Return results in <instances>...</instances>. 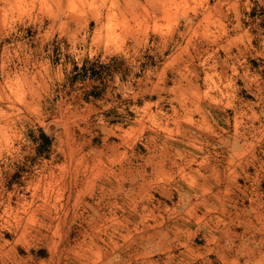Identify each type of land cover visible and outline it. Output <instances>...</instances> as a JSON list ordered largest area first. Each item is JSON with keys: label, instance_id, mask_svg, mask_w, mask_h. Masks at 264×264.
<instances>
[{"label": "rangeland", "instance_id": "1", "mask_svg": "<svg viewBox=\"0 0 264 264\" xmlns=\"http://www.w3.org/2000/svg\"><path fill=\"white\" fill-rule=\"evenodd\" d=\"M0 97V264H264V0H0Z\"/></svg>", "mask_w": 264, "mask_h": 264}, {"label": "trees", "instance_id": "2", "mask_svg": "<svg viewBox=\"0 0 264 264\" xmlns=\"http://www.w3.org/2000/svg\"><path fill=\"white\" fill-rule=\"evenodd\" d=\"M89 63V61H85V63L81 66V67H79V66H75V68H74V70H80L81 71V75L83 76V77H90V78H96L97 76V71H95V70H93L92 68H89L88 66H87V64ZM92 69V70H91Z\"/></svg>", "mask_w": 264, "mask_h": 264}, {"label": "crops", "instance_id": "3", "mask_svg": "<svg viewBox=\"0 0 264 264\" xmlns=\"http://www.w3.org/2000/svg\"><path fill=\"white\" fill-rule=\"evenodd\" d=\"M88 263V262H87ZM105 264H110V263H105Z\"/></svg>", "mask_w": 264, "mask_h": 264}, {"label": "clouds", "instance_id": "4", "mask_svg": "<svg viewBox=\"0 0 264 264\" xmlns=\"http://www.w3.org/2000/svg\"><path fill=\"white\" fill-rule=\"evenodd\" d=\"M0 99H2V97H0Z\"/></svg>", "mask_w": 264, "mask_h": 264}]
</instances>
